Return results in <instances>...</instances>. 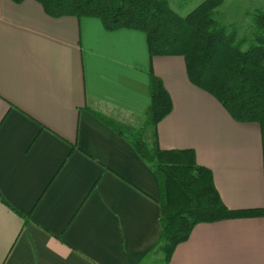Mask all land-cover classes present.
Segmentation results:
<instances>
[{
    "label": "crops",
    "instance_id": "1",
    "mask_svg": "<svg viewBox=\"0 0 264 264\" xmlns=\"http://www.w3.org/2000/svg\"><path fill=\"white\" fill-rule=\"evenodd\" d=\"M151 73L173 105L160 149L194 150L228 209H264L260 127L196 88L184 58L151 59L141 31L0 0V264L146 263L158 178L89 110L144 121ZM168 264H264V217L199 224Z\"/></svg>",
    "mask_w": 264,
    "mask_h": 264
},
{
    "label": "trees",
    "instance_id": "2",
    "mask_svg": "<svg viewBox=\"0 0 264 264\" xmlns=\"http://www.w3.org/2000/svg\"><path fill=\"white\" fill-rule=\"evenodd\" d=\"M22 4L26 0H11ZM52 18H97L108 31L145 33L151 59L182 57L190 82L213 96L238 123L260 127L264 169V13L255 10L247 33L224 25L217 14L224 0H204L182 17L169 0H34ZM264 2V0H262ZM151 103L143 126L135 131L99 113L96 118L128 141L157 176L160 185L161 236L150 255L166 264L199 224L264 217V209L230 210L215 187L212 172L196 161L194 150L163 151L157 127L172 112L162 81L151 73ZM150 133L151 145L143 138Z\"/></svg>",
    "mask_w": 264,
    "mask_h": 264
},
{
    "label": "rangeland",
    "instance_id": "3",
    "mask_svg": "<svg viewBox=\"0 0 264 264\" xmlns=\"http://www.w3.org/2000/svg\"><path fill=\"white\" fill-rule=\"evenodd\" d=\"M204 0H169L171 8L180 16L184 17L193 11ZM255 10L264 13V2L262 0H224L223 6L219 9L217 18L224 25H235L241 34L247 33V27L252 24ZM106 118L118 124H123L137 131L142 128L143 121L121 115L116 112L106 114ZM144 141L150 146V133L143 135ZM145 264H165L162 253L149 255Z\"/></svg>",
    "mask_w": 264,
    "mask_h": 264
}]
</instances>
